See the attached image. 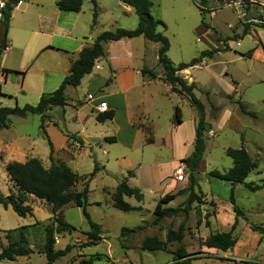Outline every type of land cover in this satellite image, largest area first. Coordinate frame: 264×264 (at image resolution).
<instances>
[{
  "label": "rangeland",
  "instance_id": "obj_1",
  "mask_svg": "<svg viewBox=\"0 0 264 264\" xmlns=\"http://www.w3.org/2000/svg\"><path fill=\"white\" fill-rule=\"evenodd\" d=\"M151 1L152 14L165 23L159 30L170 41L168 56L175 65L191 61L203 50L219 47L217 34H220V39L231 37L235 40L233 34L237 29L256 24L238 19L230 9H222L212 15L203 11L202 14L194 0ZM257 1L264 3V0ZM106 3L115 5L114 10H122L117 3L123 7L126 4L122 0H100V26L110 30L114 29L109 27L112 26L111 14L102 7ZM54 7H57L56 0H24L15 11L14 24L24 12V15L29 14L27 24L36 26L37 13L49 12ZM90 7L92 1L85 0L83 9L88 11L87 14ZM260 8L252 9L248 18H258ZM86 17L81 16L80 23L85 24ZM203 17L209 29L202 24ZM256 30L252 28L249 36L241 37L240 46L233 42L232 50L216 53L212 58L207 57L193 67L177 72L189 84L196 83L195 94L205 104L206 118L212 127L206 133V151L194 174L198 181L194 189L200 200L193 202L187 214L181 212L163 218L159 224L152 223L159 199L189 186L190 170L184 160L193 150L198 121V110L189 97L174 92L164 79L165 72L158 61L160 44L157 42H148L144 47L147 66L153 69L157 78L150 80L136 72L131 74L127 79L126 100H114L119 108L116 121L99 122L94 115L99 112L97 105L104 98L100 91H105L107 84L96 86L104 74H108L107 68L102 71L96 68L90 81L85 78L80 86L67 87V115L61 107H54L45 121L54 145L52 159L38 114L27 117L13 115L8 127H0L3 156L0 160V191L4 194L16 192L6 170L7 161L31 157L39 158L46 168L57 161H64L80 176L76 189L82 191L86 185L89 186L86 208L92 220L101 226L103 240L98 245L83 247L88 241L89 223L81 207L68 204L62 208V213L75 229L55 232V249L68 244L73 248L54 264H78L81 259L90 257L94 258V264H108L106 257L119 264H264V240L254 238L249 225L252 222L264 227V189L254 192L243 185L236 186L234 196L243 216L233 232L236 244L231 249L224 253L203 245L211 233L229 231L232 226L225 207H232L231 183L209 176L213 169L226 171L232 167L233 161L226 154V149L246 148L252 158L259 161V166L250 172L247 181H264V81L258 82L254 75L246 76L250 66L246 60L233 59L235 48L244 49L257 39ZM136 46L140 51V45ZM136 53L138 55V51ZM7 62L13 67L7 77L0 80V92L5 95L0 99V107L37 104L40 90L52 92L61 84L62 81L53 89L55 81L66 76L63 74L68 56L62 49L46 50L29 61V57L18 58L15 51L8 56ZM43 78L47 80L45 83ZM112 78L111 74L110 82ZM106 98L111 101V98ZM176 106L181 108V124L175 122ZM77 135H82L83 142H77ZM106 136H116L117 141H106ZM95 163L100 167L95 177L92 180L83 178L93 171ZM182 171L186 178L178 181L176 177ZM122 181L139 187L144 193L140 202L134 197L127 200L137 205L134 210L124 211L114 205V193ZM187 195L177 196L164 207H179ZM46 201L29 196L27 203L33 207V212L25 217L0 204V252L8 244L6 231L24 225H33L28 238L35 251L15 260H0V264H46V255L38 252L45 241V226L52 222L54 216L52 206ZM233 215L235 217V213ZM181 226L185 233L182 241L168 242L164 250L143 249L146 238L165 240L169 230H179ZM123 227L129 230L121 235ZM182 251L188 254L185 259L179 256ZM222 254L228 256L222 257Z\"/></svg>",
  "mask_w": 264,
  "mask_h": 264
},
{
  "label": "trees",
  "instance_id": "obj_2",
  "mask_svg": "<svg viewBox=\"0 0 264 264\" xmlns=\"http://www.w3.org/2000/svg\"><path fill=\"white\" fill-rule=\"evenodd\" d=\"M24 0H6L4 7L1 11V22L3 24V34L7 37L11 17L14 8L19 2ZM84 0H56V5L60 10L69 12H79L82 8ZM93 3V25H96L99 15L98 0H91ZM128 6L134 8L139 17L138 25L133 28L118 27L115 30H105L101 32L94 42L82 48L79 52V57L73 62L70 67L69 73L65 76L61 84L52 92H45L41 95L37 104H25L24 106H2L0 107V127H8L10 117L15 115L18 117H27L29 115H40L41 124L40 128L47 138L50 146V159L53 158L54 145L46 130V119L49 117V110L54 107H64L67 105L66 89L68 86L78 87L82 79L92 73L95 62L98 58L107 57V44L113 40H120L123 38H134L144 36L146 39L157 42L160 44L158 49V61L163 66L165 75L164 79L171 85L174 92L185 94L189 97L191 104L198 110V121L195 130V139L193 150L190 155L184 160L188 169L190 170V183L189 186L180 189L176 193L166 194L161 197L154 208L153 224H159L165 217H173L181 212L187 214L192 207L193 202L199 201L200 197L195 191V186L198 181L195 172L200 167L206 151V133L212 129L211 124L207 121L205 104L196 96L195 88L196 83H188L185 79L177 74L178 71L188 69L199 63L205 58H212L216 53L221 51L220 48L206 49L194 57L189 62H181L175 65L171 58L168 56L170 49V41L168 37L159 30L160 26H165V23L156 18L151 11V0H122ZM206 3V0H203ZM202 14L203 11L201 10ZM261 23L259 27L264 29V18L259 16ZM202 24L209 29L210 27L202 18ZM248 33V28L245 27L242 36ZM231 39V37H227ZM227 39H220L225 44ZM5 49V48H4ZM3 50H0V55ZM11 72V69H4V72ZM21 72V71H19ZM23 76L24 72H21ZM142 74L150 78H156L157 74L153 69L148 66L142 68ZM110 79L105 84H109ZM0 94H2L0 92ZM4 95V94H3ZM216 108L214 105H212ZM244 108V105L241 106ZM115 117V110L109 109L104 112H98L96 119L99 122L111 121ZM175 122L182 123V112L179 106H176ZM77 142H83L81 138L75 137ZM105 140L115 142L116 136H107ZM226 154L231 157L233 161L232 167L226 171L213 169L209 172L210 177L218 178L223 181L231 183L230 202L235 213V220L229 231L211 233L204 241L203 245L209 248H217L222 251H228L236 244V239L233 235L236 229L239 218L243 216L242 209L237 205L234 196L236 186L243 185L251 191H258L264 189V181L257 183L255 181H247L250 172L259 166V161L252 158L246 148L228 147ZM0 151V160L2 159ZM6 170L10 180L16 187V192L4 194L0 191V204L5 207H11L19 216H27L33 212V207L27 203L29 196L34 195L37 198L45 199L52 204V222L45 226V241L41 250L46 255V264H54L55 261L67 255L73 248L72 245H66L62 249H55V232L72 231L75 227L64 219L62 208L68 204H74L82 208L83 214L89 223V231L87 232L88 241L83 245L94 246L99 244L103 239L101 235V226L92 220L86 205L88 204L89 186L80 191L76 189V184L80 176L72 170V168L64 161H57L52 163L49 168H46L41 160L37 157H31L24 162L13 160L7 163ZM100 170L98 163H95L94 169L83 178L92 180L97 172ZM130 174L133 172L130 171ZM188 194L187 198L179 207H164V204L174 200L179 195ZM134 197L138 202L144 199V193L139 187H134L128 184L127 181H122L116 187L114 193L115 207L124 210H134L137 207L132 206L125 197ZM251 229L260 235V240H264V227L260 224L249 222ZM33 225H24L6 231V238L8 240L0 252V260L8 259L15 260L18 257L29 256L35 251L28 238L30 227ZM129 228L123 227L121 235L128 231ZM185 236L183 226L179 230H169L165 240L156 237L146 238L143 242L144 250H164L168 242L182 241ZM181 258L188 257L185 251L179 253ZM108 264H119L116 261L106 257ZM78 264H94V258L81 259Z\"/></svg>",
  "mask_w": 264,
  "mask_h": 264
},
{
  "label": "crops",
  "instance_id": "obj_3",
  "mask_svg": "<svg viewBox=\"0 0 264 264\" xmlns=\"http://www.w3.org/2000/svg\"><path fill=\"white\" fill-rule=\"evenodd\" d=\"M98 1L100 2V0ZM254 1H255L254 8L261 7L258 16H262L264 18V3L259 2L257 0ZM21 5H23V1L19 3L13 10L10 27L7 34L5 49L4 48L2 49L1 46L3 42L2 37L4 34H3V24L1 22V16H0V50H3L0 55V80L3 79V77L6 78L9 73L6 71L4 72V69H12L13 66L10 65L7 61H8V56L11 53H14L15 51L18 58L29 57V61H31L34 58H36L40 53H43L46 50L48 51V50L62 49L63 52L68 56V62L65 67V72L63 74V75H67L69 73L71 65L79 57V52L82 50V48L91 45L96 39V37L101 32L105 31L103 26H100V21H99L100 15H98L96 25H93V3H92V7H90L89 9L88 14H87L88 11H85V9H83V5L79 12L63 11L60 10L57 5H56L57 7H54L52 10L50 11L48 10L49 12H47V10L40 11L37 13L38 23L36 26L33 27L27 24L26 20L28 19L27 15L29 14L24 15L26 14L24 12L23 15L19 17L18 22L14 24V20L16 17L15 11ZM102 7L104 11H108L111 14L112 26L109 27L114 29H110V30H115L118 27H124V28L129 27V29H133L132 27L135 28L138 25L139 17L136 14L134 8H132L131 6L126 5L125 7H123L121 3H117V7H119V9L121 8L122 10H114L116 7L115 5L106 3V5ZM133 11L135 12L136 15H134ZM84 15L87 16L85 20V24L80 23L81 22L80 18L81 16ZM253 23L256 24L251 23L248 28V33L244 36H242V32L244 28L243 29L239 28L233 34L235 40L227 39V37L221 38V39H225V38L227 39L225 44L223 43V41L219 40L220 34H217L219 47H215V48L221 49V51H219L218 53L227 50H232L231 46L233 42L234 43L236 42V45L240 46L242 38L249 36L252 33V28L257 29L256 31H254L257 39L253 41L252 45L244 49L236 50L235 48L234 49L235 51H233L234 52L233 59L236 61L246 60V63L250 64L248 70L246 71V76L250 77L254 75V77L258 80V82H260V81H264V29L258 26V23L261 22L257 21V18L254 19ZM230 25L231 24L229 23L228 26ZM148 42H153V41L146 39L144 36H138L134 38H123L120 40L110 41L107 44V52H108L107 57L98 58L95 62L96 64L101 66L99 70L102 71L107 68V70L109 71L108 74L107 73L104 74L103 76L104 78H101L102 80L96 86V88L102 87L109 79L111 74L113 77L110 84L105 86V91H100V94H103L102 97H104L100 101H106L108 103L109 109L115 110V117L113 118V120H111V122L116 121L119 115V108L114 100L121 99L123 100V102L126 100V94L128 93V87H126L128 83L127 79L131 77L132 73L136 72L137 74L142 75L144 79L146 78V79L154 80L157 78V77L150 78L149 76H145L142 74V68L145 65L147 66V55L144 52L145 51L144 47H146L147 44H149ZM136 45H140L139 46L141 47L140 51L138 50L137 48L138 46ZM136 51H138V55ZM94 69H96L95 66L93 68L92 73L87 74L82 79V82L84 81L85 78H89V81L91 78H93L92 75L94 74L93 73ZM63 77L64 76H62L59 80L55 81V86L53 89H55L59 85V83L63 81L62 80ZM42 81L43 83H45L47 80L43 78ZM42 94L43 91L40 90L37 95L38 101ZM4 96L5 95L0 94V99H2V97ZM106 97L111 98V101H108ZM76 105H78V103ZM66 106L63 109V113L65 115H67ZM50 111L51 110H49L48 112L49 115L51 113ZM94 115L96 118L97 114ZM77 136L81 138L80 136L82 135H77ZM26 160L27 159L22 160L21 162H24ZM10 161L13 160H9L7 162ZM32 196L35 197L34 195ZM130 198L131 197L126 196L125 200L129 201ZM43 200L45 201V199ZM47 204L49 206H52V204H50L49 202H47ZM131 205L135 207L137 206L133 204ZM225 207L228 208L227 215H228V219L230 220L229 223L232 225L235 220V217L233 215L234 214L233 208L230 205H226ZM255 233L256 232L253 233L254 238H260L259 235ZM223 252L225 253L226 251ZM226 256L228 255L222 254V257H226Z\"/></svg>",
  "mask_w": 264,
  "mask_h": 264
},
{
  "label": "built area",
  "instance_id": "obj_4",
  "mask_svg": "<svg viewBox=\"0 0 264 264\" xmlns=\"http://www.w3.org/2000/svg\"><path fill=\"white\" fill-rule=\"evenodd\" d=\"M194 2L200 8V10L211 13V15L214 12L220 11L222 9H230L238 19H241L244 22L254 21V18H248V14L252 11V9H254V0H206V3H204L203 0H194ZM3 7L4 2L0 1V16ZM257 21L261 22V20L258 18ZM95 67L99 69L101 68L98 64H96ZM97 109L99 112L108 110V103L106 101H100V103L97 105ZM185 178L186 177L183 171L176 177L178 181H184Z\"/></svg>",
  "mask_w": 264,
  "mask_h": 264
},
{
  "label": "water",
  "instance_id": "obj_5",
  "mask_svg": "<svg viewBox=\"0 0 264 264\" xmlns=\"http://www.w3.org/2000/svg\"><path fill=\"white\" fill-rule=\"evenodd\" d=\"M6 40H7V37L4 36V39H3V42H2V49L6 47Z\"/></svg>",
  "mask_w": 264,
  "mask_h": 264
}]
</instances>
